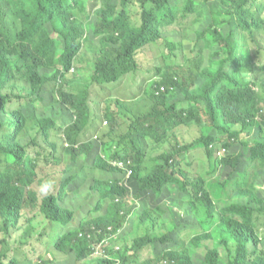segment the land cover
Segmentation results:
<instances>
[{"label": "trees", "instance_id": "trees-1", "mask_svg": "<svg viewBox=\"0 0 264 264\" xmlns=\"http://www.w3.org/2000/svg\"><path fill=\"white\" fill-rule=\"evenodd\" d=\"M121 1L122 10L117 0H102L101 8L94 16L95 21L90 29L87 28L99 41L94 45L92 42H82L83 33L87 30L81 29L69 11L75 0H69L68 4L63 0H8L20 19L21 29L15 38L10 37L4 29L0 30V129L6 124L12 129L0 137V154L4 157V169L0 171V230L12 236V228L16 229L14 231L21 229L23 211L36 208L59 226L60 234L59 239L54 241L55 249L72 256V264H80L81 261L84 262L82 264H126L128 261H137L138 264H191L193 254L201 255L205 264H264V251H260L264 238L256 226L257 216L264 214V179L260 177L262 175L264 178V139L249 138L250 135L264 137V113L261 112L264 92L258 89V85L264 86V65L259 66L256 79L248 80L245 73L241 75L243 78L232 75L242 69L239 49L241 45L247 44L243 40L246 37L242 35L252 37L253 29L260 27L254 14L246 10L255 0H200L203 7L218 3L219 10L210 12L208 19H205V27L198 29L197 39H204L208 46L221 52L222 58L208 59L207 67L202 64L201 55L180 67L168 66L164 78L154 84L151 93L161 85L165 90L160 91L159 97L154 96L155 102L150 110L129 122L128 126L135 130L119 137L136 151L127 156L123 149H119L125 159L134 161V194L130 203L126 199L116 202L110 195L122 194L123 190L105 181L103 187L108 201L104 207L95 209L101 211L98 215L88 217L84 212L86 206L74 203L69 191L70 178L67 179V176H71V168L64 162L65 153L46 155V164L57 166L61 176L56 183L47 181L42 185L46 194L42 197V203L37 201L39 195L34 185L40 182V159L27 152V148L35 143L26 132L23 113L20 110L12 111L7 123V89H13L17 84L29 86L30 95L37 96L46 82L58 81L61 85L60 100L78 116L68 135L71 146L67 148V154L75 162L78 156L84 155L86 161L96 145L90 142L78 144L75 139L78 132L87 126L91 111H97V107L96 104L92 106L88 89L81 92L73 88L64 89L67 76L71 68L75 67L82 49L87 46L91 49L92 82L104 84L119 81L138 70L136 52L159 41L162 37L161 27L184 19L199 4V0H184L186 4L180 8L177 3L183 0H137L141 8L140 23L134 25L128 20L129 0ZM58 46L60 53L57 56ZM257 53L259 56L263 50L260 48ZM232 65L237 70L231 68ZM249 67H255V62ZM195 84L197 86L192 88ZM180 90L183 97L175 99ZM180 103L184 106L182 109H187L185 117L175 113V107ZM125 108L124 104L114 106L115 112ZM124 113L129 116L132 112L125 109ZM111 121L108 135L114 138V112L111 113ZM189 121L202 123L201 135L190 143L177 144L178 149L174 153L154 157L150 170L142 174L143 150L148 147L145 138L157 142L162 133L174 132ZM39 125L43 134L48 135V129L54 125V121L43 118L39 120ZM217 132L226 135L229 141L233 139L225 146L227 153L218 154L217 150L210 147ZM244 133L248 136L244 137ZM109 143L112 145L111 141ZM198 149L207 153L208 160L219 162L218 165H210V173L217 172V176L207 181L200 177L196 179V184L190 181L184 183L178 177L186 175L180 168L181 159L185 152ZM113 157L118 158L116 153ZM95 165L103 172L116 173L106 163V159L98 155ZM250 168L254 171L251 172ZM173 183L178 185L181 192L196 186V194L206 189L214 199H223L219 208L222 220L215 223L213 208L206 209L205 214L197 219L203 231L195 234L189 241L190 246L185 248L172 236L181 224L178 213H174L172 218L177 222L171 221L164 233L146 232L153 228L148 220L152 217V208H156L160 195ZM230 189L235 198L233 202L227 203V199H231ZM241 208L244 209V215L238 213ZM79 211L82 214L78 229L71 228L70 224ZM133 213L139 216L140 224L145 228L144 233L134 237L128 246L125 242L117 251L107 247L108 244L101 242L102 239L88 237L94 236L93 232L79 235L81 231L90 230L91 225L102 230L109 226L110 231L105 232L109 236L105 240H108L127 220H133ZM21 234L26 241V232ZM99 236L102 237L103 232ZM203 240H210L212 246L203 250L200 245ZM3 242L6 243L5 240ZM98 244H101V253L94 255ZM144 249L151 250L155 256L142 258ZM7 251V248L0 249V264H17L13 257L5 261ZM51 254V251L47 252L48 259L36 264H53Z\"/></svg>", "mask_w": 264, "mask_h": 264}, {"label": "rangeland", "instance_id": "rangeland-1", "mask_svg": "<svg viewBox=\"0 0 264 264\" xmlns=\"http://www.w3.org/2000/svg\"><path fill=\"white\" fill-rule=\"evenodd\" d=\"M63 2L68 4L69 0H63ZM197 2L199 4L193 13H190L177 23L161 27L162 37L159 41L150 46L143 47L136 52V59L139 64L138 70L127 74L119 81L108 82L101 85L92 82L93 62L90 57L91 49L88 46L82 49L78 56L77 63H75V71L69 73L67 76L65 87L67 89L73 88V90L77 92H81L84 89H88L91 92L92 106L96 104L97 111H94L93 113L91 111V116L87 122L90 123L76 138L82 142L93 143L96 145V149L89 152L90 158L88 160L85 161L84 155H80L76 162L61 149L57 151L58 155H63L65 153V164L68 168H71V171L76 170L75 182L80 183V185H86L90 184L92 180L104 178V174L93 169L95 155L110 159L112 155L116 153L112 145L117 146V142L121 141L119 137L126 133L129 122L134 121L138 115H142L154 105V101L150 99L152 88L156 82H161V78H164L168 66L180 67L190 59L197 58L201 55L203 57L202 64L207 67L209 64L208 59L212 61L215 59L220 60L222 58L221 52L216 51L212 46H208L204 39H197L199 27H205V19H208L211 11L215 13L219 10V4L210 3L203 7L202 4H200V0ZM101 3L102 0H75L74 6L70 8L69 11L73 14L82 30H87L90 23L95 21L96 17L93 16V12L101 7ZM117 3L120 10H122V1L117 0ZM185 4L186 3L183 0L180 3H177V7L183 8ZM246 10H249L254 14L260 27L258 29H253L254 33L252 37H248L247 34L242 35L246 37L243 38V40L247 43L241 45L239 49V58L242 69L240 72L233 73L232 75L242 77L241 75L245 73L247 79L251 80L256 79L258 76L259 66L264 65V0H255L250 8H247ZM127 11L129 22L139 24L141 8L137 3V0H129ZM1 27H4L9 36L13 38H15L20 27L19 20L10 11L5 1L1 3L0 8V29ZM82 42L85 44H90L92 42L94 45L99 43L98 39H96L88 30L86 33H83ZM260 48L263 50V53L258 56L257 51ZM59 53L60 46L57 48V56ZM253 62H255V67H249ZM231 68L237 70L235 65H232ZM262 83H264V77L262 78ZM195 86L197 85L195 84L192 88ZM56 89L57 84L55 82L47 84L42 90L41 99L30 100V98H27L23 107L27 111V127L37 138H39L37 127L38 118L45 115H53L57 120V126L53 130V137L61 143L63 137L62 127L66 123L73 122L75 115L71 109L58 103L56 99ZM258 89L264 92V86L261 84L258 85ZM182 97L183 94L181 90L177 91L175 99H181ZM120 104H124L126 106L125 109L131 110L132 113L128 116L129 118L124 117V119H120L121 124L113 134L114 138H110L108 135L110 123L104 126L103 122L108 120L112 112H115L114 106L117 107ZM201 128L202 123L189 121L180 125L174 132L166 131L162 133V137H160L157 142L145 138L148 147L143 150L145 157L144 163L140 167L141 173L145 174L150 170L154 164V157L164 153H174L176 149H178L177 144H187L195 138H198L201 135ZM131 130H134V128H131ZM242 135H246V133ZM216 136L217 135H215V138ZM247 136L248 135L244 137ZM218 137L222 141H225L227 138V136L223 134H219ZM249 138L251 140L264 139V137L254 135H250ZM108 139H112L109 140L112 142V145L107 141ZM49 141L50 140L45 141L43 138H39V142L42 145L39 148L41 151L37 153L41 163L39 169L40 182L38 181L35 185L37 191L45 182L52 181L53 183H56L61 176L57 166L53 163L46 164L47 160L45 157L46 150L50 147L48 144ZM218 163L219 162L216 160H208L207 153L202 149L187 151L184 153L180 165V168L183 169L186 175H178V177L179 179H182L184 183L190 181L195 184L196 179H200V177H202L204 181L214 180L217 176V172L210 173V165H218ZM3 168L4 164L2 163L0 165V171L3 170ZM250 171L253 172L254 169L250 168ZM260 177L264 179L262 175H260ZM187 189L186 192H181L178 185L175 183L166 187L165 191L157 200L156 208H152V217L148 220L151 222L153 228L147 229V233H164L169 227L171 221L177 222L176 219L172 220L174 213L176 215L179 214L181 224L176 233L172 236L185 248L186 246H190L189 241L195 234H199L203 231L200 225H198L197 219L199 216L205 214L204 212L206 209L209 207L213 208L216 218L215 223L222 220L219 208L223 204V199H214L206 189L199 190L198 194H196V186ZM41 196L42 192L39 191V197ZM229 196L231 199H227V203L233 202L232 199L235 198L234 192L231 189L229 190ZM84 212L88 217L90 214H95L93 207L90 205L85 207ZM238 213L239 215H244V209H239ZM32 215H34V221L37 223V226L41 228L45 219L38 209L37 211L35 209L25 210L22 221H25ZM131 219L133 220H127L111 238L113 245L121 247L127 242L128 244L126 245L128 246L134 237H140L144 233L145 228L140 224L142 222L139 219V216L134 215L133 213ZM78 224L79 219L76 218L70 226L75 228ZM54 226V223L49 224V227L51 228ZM256 226L259 230L258 233L260 232L259 234H262L264 238V214L257 216ZM22 229L23 228L20 230ZM98 235L99 234L96 233L92 237L96 239ZM3 239L4 236L0 230V249L4 250L7 248L8 250L5 261H9L13 257L16 259L17 264H27V262L23 261L21 257H15L12 254L13 251L17 250V253L25 252L27 255H30V258L35 260V264L48 259V256L46 255L48 251L53 253V264H72L73 262L72 256L57 252L55 247L51 246L52 236L48 239L46 245L38 240H32L30 244L26 245L12 241L9 246L7 238L6 243L3 242ZM200 245L203 250H207L208 246H212V242L210 240H203ZM260 251H264V239L261 241ZM147 254L155 256L153 252L151 253V250L144 249L142 251V258ZM82 263L84 262L81 261L80 264ZM126 264L138 263L137 261H128ZM191 264H205V262H203L201 255L193 254Z\"/></svg>", "mask_w": 264, "mask_h": 264}, {"label": "clouds", "instance_id": "clouds-1", "mask_svg": "<svg viewBox=\"0 0 264 264\" xmlns=\"http://www.w3.org/2000/svg\"><path fill=\"white\" fill-rule=\"evenodd\" d=\"M3 1H5L7 3L10 11L15 15L13 9L10 7V5L8 3V0H1L0 3H2ZM13 1H15V0H13ZM210 1L211 2H216V0H210ZM100 8H98V9H100ZM97 10H95L93 12V16H95ZM17 19L19 20V25H20L19 30L17 31V33H18L20 31V29H21V22H20V19L18 17H17ZM91 24L92 23H90V25L88 26L89 29L91 28L90 27ZM132 24L138 25L136 23H132ZM1 29H4L6 31V33L8 34L7 30L4 27H1ZM17 33H16L15 37H17ZM53 34H55V33H53ZM76 63H77V60H76ZM74 71H75V67H72L71 70H70V73H72ZM51 82H55L57 84L56 99H57L58 103L60 105L61 104L65 105L60 100L59 90H61V85L56 80H50V81L46 82L42 86V88H41V90H40V92H39V94L37 96L30 95L29 86L22 87L19 84H17L15 88L7 89L8 93H9L8 101H7V104H6V112H5V118L7 119V123H9L10 115H11L12 111L20 110L23 113V115L25 117V120H26V132L30 135L31 139H33V141L35 143L34 145H31V146H29L27 148V152H28V154H32V155H35V156H37V153H39L41 151L39 148H40V146L42 144L39 142V138H43V140H45V141L50 140L48 142L50 147H49V149L46 150V155L56 154L57 151L60 150V149L63 152L67 153V148L71 146V142L68 140V135H69L72 127L76 124V119L78 118L77 114L74 113V111L71 109L73 111L74 115H75V119H74L73 122L66 123L62 127V129H63V137H62V142L61 143L57 139H54V137H53V130L57 126V120H56V118L53 115H45V116H41V117L38 118L37 127H38V131H39V138H37L33 133H31V131L27 127V111L23 107V104L25 103V100L27 98H30V100L41 99V93H42L43 88L47 84H49ZM98 85H101V84H98ZM154 88H156V86ZM64 89H67V88L65 87ZM98 90H99V87H98ZM164 90H165L164 86L161 85L159 87V89H156L155 92L151 93L150 99L155 102L154 96L155 97H159L160 91H164ZM182 108H184L183 104H181V103L178 104V107H175V113L181 114V116L185 117V115L187 114V109H182ZM261 112L264 113V102L262 104ZM114 113H115L114 129L116 131L118 126H120V124H121L120 119H124V117H127V118H129V117H128L127 114L124 113V110L120 111L118 109ZM43 118H50V119H52L54 121V125L49 127V129H48V135L43 134L42 130L40 129L39 120L43 119ZM108 123H110L109 129H108V131H109L111 129V127H112L111 115L109 116L108 120H105L103 122V125L106 126ZM11 130L12 129H10L9 125L6 124L5 126H3L0 129V137L4 133H7V132H9ZM134 130H131V127L128 126L126 133L134 131ZM79 132H78V134H79ZM78 134H77V136H78ZM219 134H221V133L217 132L215 134L217 136H216L215 140L212 142V144L210 145V147H212L215 150H217V153H218V151H221L222 149H226V151L223 152V154H224V153H227V147H225V146L228 145L231 141H233V139L229 141L226 138L225 141H222L218 137ZM97 138H98V135H97ZM75 140L77 141L78 144L86 143V142H82V141L78 140L77 138ZM113 148H114L118 158H114L113 157L114 155H112V157L110 159H106V163L110 167H112L116 171V173L103 172L100 169L96 168L95 159H94L93 169L98 171V172H100V173H102V174H104V178L92 180L90 182V184L80 185V183L75 182L76 170L75 171H71V176H67V179L70 178V183L68 184V186H69V191H70V193L72 195V199H73L74 203H77L79 205L84 204L85 206L90 205V206L93 207L94 211L98 207H102V206L104 207V203L106 201H108V199H107L108 196H105L106 190L103 187V183L105 181H108L109 183L115 184L121 190H123L122 194L110 195V196L114 197L116 202H119V201H121L123 199H126L130 203V198L134 194L133 193V183H134V180H133V174H134L133 165H134V163L133 162L134 161L131 158L125 159L123 154H121L119 152V149H123L127 153V156L133 155L132 153L136 152V151L128 142H125V141H118L117 142V146L113 145ZM95 157H96V155H95ZM100 158L103 159V157H100ZM2 163L4 164V157H3V155L0 154V165ZM35 185H34V189H35ZM47 187L48 186L46 185L45 186V190H47ZM39 191L42 192V196L41 197H37V201L39 203H42V200H43L42 197H44V195L46 194L45 191L42 188V185L39 187V189L37 191L38 195H39ZM37 207L40 209L39 205H37ZM34 209L37 211L36 208H34ZM34 209L26 208L25 210H34ZM24 211H23V213H24ZM39 212L43 215V218L45 219V222L43 223L41 228H39L37 226V223L34 221V215H32L31 217L27 218L25 221H22V218H23V216H22L20 224H21V228H23V229L22 230L19 229L17 231H14L16 229L12 228L11 229V232L13 231L12 236L1 231V233L4 236L3 240L6 241V238H7V243H8L9 246H10V243L12 241L13 242H17L19 244H25L26 245V244H30L32 240H38L41 243L43 242V244L45 243V245H46L48 239L52 236L51 246L55 247L54 241H55L56 238H58V235L60 234V228L56 224L52 228L49 227V224L53 223L54 221L49 219V218H47V216H46V214L44 212H41L40 210H39ZM100 212L101 211H95V214L94 215L90 214L89 217L92 218V217L98 215ZM81 214H82V212L79 211L78 215L75 217V219L78 218L80 220ZM75 219L73 218V220H75ZM78 225L75 226V229H78ZM71 228H73V227L71 226ZM110 229L111 228L109 226L107 227L106 230H104V229L102 230V229L97 228L95 225H91V229L90 230L81 231L79 235L82 236L83 232H85L86 234H90L89 232H93L94 234L98 233L100 235V233L103 232V236L100 237L98 235V237L96 239L97 240L98 239H102L101 242L105 241L104 244H108L107 247H110L111 249L117 251L118 249H121V247L112 244V242H111L112 236L111 235H110L111 238H109L108 240H105L107 237H109L105 232L106 231H110ZM21 232H26V234L28 235V239L26 241L24 240V238H23L24 235L21 234ZM88 237H92V236L88 235ZM15 248H17V247H15ZM13 249H14V247H13ZM100 253H101V244H98L96 249H95V251H94V255H99ZM12 254L15 257H17V254H18L17 250L13 251ZM149 256L150 255L147 254V255H144L143 258H147ZM103 257H104V255H103ZM50 259L52 260V263H53L54 262L53 254L50 255ZM26 261L28 262V264H34L35 263V260H32L30 258V255H28V257L26 258ZM114 261H117L116 258H114ZM119 261H121V260H119ZM156 264H159V263H156Z\"/></svg>", "mask_w": 264, "mask_h": 264}, {"label": "crops", "instance_id": "crops-1", "mask_svg": "<svg viewBox=\"0 0 264 264\" xmlns=\"http://www.w3.org/2000/svg\"><path fill=\"white\" fill-rule=\"evenodd\" d=\"M17 257H21L23 259V261H26V258L28 257V255L25 252H22V253H18ZM27 264H28V262H27Z\"/></svg>", "mask_w": 264, "mask_h": 264}, {"label": "built area", "instance_id": "built-area-1", "mask_svg": "<svg viewBox=\"0 0 264 264\" xmlns=\"http://www.w3.org/2000/svg\"><path fill=\"white\" fill-rule=\"evenodd\" d=\"M225 151H226V149H222L221 151H218V154H222Z\"/></svg>", "mask_w": 264, "mask_h": 264}]
</instances>
